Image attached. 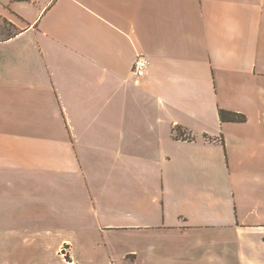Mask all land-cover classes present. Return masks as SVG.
Returning a JSON list of instances; mask_svg holds the SVG:
<instances>
[{
	"label": "crops",
	"instance_id": "obj_1",
	"mask_svg": "<svg viewBox=\"0 0 264 264\" xmlns=\"http://www.w3.org/2000/svg\"><path fill=\"white\" fill-rule=\"evenodd\" d=\"M2 21L0 264H264V0H0Z\"/></svg>",
	"mask_w": 264,
	"mask_h": 264
},
{
	"label": "trees",
	"instance_id": "obj_2",
	"mask_svg": "<svg viewBox=\"0 0 264 264\" xmlns=\"http://www.w3.org/2000/svg\"><path fill=\"white\" fill-rule=\"evenodd\" d=\"M7 24V23H6ZM220 119L222 122H244L247 120L246 115L237 113L230 110L220 109L219 111ZM177 137L182 136L185 140H191V136H185V132L182 130L181 127L176 128Z\"/></svg>",
	"mask_w": 264,
	"mask_h": 264
},
{
	"label": "built area",
	"instance_id": "obj_3",
	"mask_svg": "<svg viewBox=\"0 0 264 264\" xmlns=\"http://www.w3.org/2000/svg\"><path fill=\"white\" fill-rule=\"evenodd\" d=\"M148 67V59L144 55H138L133 64V74L136 78L143 77Z\"/></svg>",
	"mask_w": 264,
	"mask_h": 264
},
{
	"label": "rangeland",
	"instance_id": "obj_4",
	"mask_svg": "<svg viewBox=\"0 0 264 264\" xmlns=\"http://www.w3.org/2000/svg\"><path fill=\"white\" fill-rule=\"evenodd\" d=\"M0 27H4V29H7V30H4L2 32H4L5 34H7L9 31L12 30L11 27H9L6 23H4L3 21L1 22L0 24ZM10 33V32H9ZM237 264H240L238 261H237Z\"/></svg>",
	"mask_w": 264,
	"mask_h": 264
}]
</instances>
